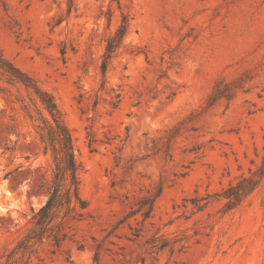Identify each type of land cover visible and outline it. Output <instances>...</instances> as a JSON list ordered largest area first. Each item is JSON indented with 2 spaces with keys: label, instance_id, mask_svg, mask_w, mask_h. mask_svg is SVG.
Masks as SVG:
<instances>
[{
  "label": "rangeland",
  "instance_id": "obj_1",
  "mask_svg": "<svg viewBox=\"0 0 264 264\" xmlns=\"http://www.w3.org/2000/svg\"><path fill=\"white\" fill-rule=\"evenodd\" d=\"M0 55L53 96L88 202L22 247L46 197L6 175L51 159L42 106L0 71L2 263L264 264V176L233 209L221 196L264 160V0H0Z\"/></svg>",
  "mask_w": 264,
  "mask_h": 264
},
{
  "label": "trees",
  "instance_id": "obj_2",
  "mask_svg": "<svg viewBox=\"0 0 264 264\" xmlns=\"http://www.w3.org/2000/svg\"><path fill=\"white\" fill-rule=\"evenodd\" d=\"M126 29L127 23L124 21L116 35L112 36L108 41L106 60L110 59L118 48V45L125 36ZM105 69L106 61L103 65V71ZM0 71L3 75L7 76L6 78L9 83L21 84L31 91L42 106V110H37L38 117L35 120L38 121V124L35 126L37 139L33 141V144L39 146L43 157L51 159V176L42 174L36 179L29 177L28 175L31 173L39 174L42 169L41 166H37L32 170V165L28 167L20 165L6 175L11 190H14V184H22L27 186V197L29 199L41 195L46 197L45 204L37 212L31 207L34 213V226L26 236L25 241L21 243L22 247L25 248L31 240L41 238L53 228H60L62 223L53 227L50 224L59 218L61 214H63L64 219H83L88 215V202L80 194V166L75 157L73 136L70 129L62 121L53 96L43 91L30 76L15 67L1 55ZM0 91H4V89L0 88ZM230 91V88L224 91L219 89L212 96V100L216 101L220 97H228L227 93L230 94ZM30 117L33 119V116ZM29 159L27 157V160ZM263 176L264 160L262 166L252 176L242 177L236 184L224 190L221 196L227 200L226 209L230 210L240 205L244 198L259 186ZM145 217L148 216L145 214ZM15 253V251H11L7 254L4 263H2L4 256L0 257V264H17L12 259Z\"/></svg>",
  "mask_w": 264,
  "mask_h": 264
}]
</instances>
